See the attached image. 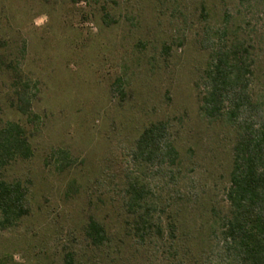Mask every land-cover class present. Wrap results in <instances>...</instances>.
Segmentation results:
<instances>
[{"label": "rangeland", "instance_id": "374dc122", "mask_svg": "<svg viewBox=\"0 0 264 264\" xmlns=\"http://www.w3.org/2000/svg\"><path fill=\"white\" fill-rule=\"evenodd\" d=\"M203 6L212 23L226 7L235 13V0H0V38L8 59L36 83L39 117L34 129L12 105L15 76L3 69L0 124L14 120L34 132L33 155L0 169L27 185L29 207L15 226H0V264H62L67 250L80 264H214L211 226L227 207L235 136L198 109ZM160 119L170 122L181 173L178 185L152 189L163 205L170 198L164 223L174 215L177 238L165 226L163 238L142 243L124 207L126 176L139 169L129 152ZM58 148L74 159L65 170L50 156ZM91 215L110 236L99 248L84 235Z\"/></svg>", "mask_w": 264, "mask_h": 264}, {"label": "trees", "instance_id": "16d2710c", "mask_svg": "<svg viewBox=\"0 0 264 264\" xmlns=\"http://www.w3.org/2000/svg\"><path fill=\"white\" fill-rule=\"evenodd\" d=\"M98 2L100 0H88ZM204 23L198 44L207 52V60L197 84L198 109L209 122L222 121L234 131L232 161L225 190L226 210L217 215L211 226L216 239L214 264H264V0H235V13L226 7L220 21L212 23L205 7ZM235 14V15H234ZM109 15L105 13L107 18ZM7 41L0 38V72H14L12 103L27 123L36 129L38 115L32 101L36 83L19 72V62L7 57ZM263 78L258 84L257 80ZM122 92V80L115 81ZM33 130L18 121L0 124V169L33 155L29 140ZM130 160L138 173L126 176L124 207L130 218L131 230L140 242L147 238H163L165 226L175 241L178 224L174 215L164 223V205L152 189L153 183L178 185L180 151L172 135L169 120L149 123L134 141ZM56 168L65 170L73 165L71 154L62 148L52 149ZM28 187L19 179H7L0 172V226H15L29 212ZM182 198L179 190L176 191ZM163 206V207H161ZM166 224V225H164ZM84 235L95 247L110 241L106 227L89 216ZM212 262V260H210ZM62 264H80L74 251H65Z\"/></svg>", "mask_w": 264, "mask_h": 264}]
</instances>
